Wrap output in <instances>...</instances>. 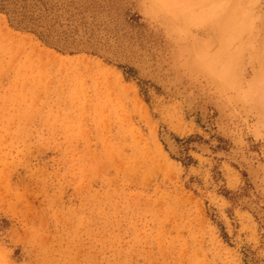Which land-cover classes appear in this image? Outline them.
<instances>
[{"label":"rangeland","instance_id":"obj_1","mask_svg":"<svg viewBox=\"0 0 264 264\" xmlns=\"http://www.w3.org/2000/svg\"><path fill=\"white\" fill-rule=\"evenodd\" d=\"M0 264H264V0H0Z\"/></svg>","mask_w":264,"mask_h":264}]
</instances>
